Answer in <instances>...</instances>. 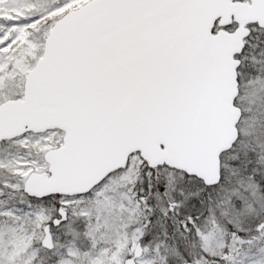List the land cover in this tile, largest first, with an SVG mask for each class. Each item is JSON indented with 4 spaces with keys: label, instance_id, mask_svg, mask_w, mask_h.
<instances>
[{
    "label": "snow or ice",
    "instance_id": "1",
    "mask_svg": "<svg viewBox=\"0 0 264 264\" xmlns=\"http://www.w3.org/2000/svg\"><path fill=\"white\" fill-rule=\"evenodd\" d=\"M0 264H264V0H0Z\"/></svg>",
    "mask_w": 264,
    "mask_h": 264
}]
</instances>
